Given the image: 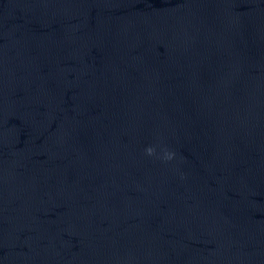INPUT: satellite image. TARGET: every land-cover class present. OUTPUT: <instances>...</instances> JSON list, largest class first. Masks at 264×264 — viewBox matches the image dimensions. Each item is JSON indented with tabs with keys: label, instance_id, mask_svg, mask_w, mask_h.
Returning a JSON list of instances; mask_svg holds the SVG:
<instances>
[{
	"label": "water",
	"instance_id": "1",
	"mask_svg": "<svg viewBox=\"0 0 264 264\" xmlns=\"http://www.w3.org/2000/svg\"><path fill=\"white\" fill-rule=\"evenodd\" d=\"M0 264H264V0H0Z\"/></svg>",
	"mask_w": 264,
	"mask_h": 264
}]
</instances>
